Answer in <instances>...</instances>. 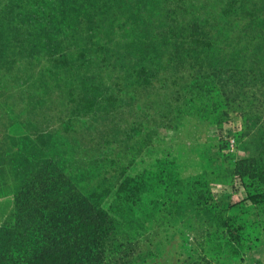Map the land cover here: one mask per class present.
<instances>
[{
    "label": "rangeland",
    "instance_id": "374dc122",
    "mask_svg": "<svg viewBox=\"0 0 264 264\" xmlns=\"http://www.w3.org/2000/svg\"><path fill=\"white\" fill-rule=\"evenodd\" d=\"M259 157L264 0H0L2 251L85 199L103 264H264Z\"/></svg>",
    "mask_w": 264,
    "mask_h": 264
},
{
    "label": "trees",
    "instance_id": "16d2710c",
    "mask_svg": "<svg viewBox=\"0 0 264 264\" xmlns=\"http://www.w3.org/2000/svg\"><path fill=\"white\" fill-rule=\"evenodd\" d=\"M231 91L232 88L229 86V94ZM227 107L229 109L231 104L227 103ZM234 173L242 179L245 178V181L254 187L253 196L259 198L264 196L263 157L243 159ZM143 178L138 180L125 178L118 192H122L126 186L141 187L144 185ZM199 181V179L177 180L181 192L193 190L197 205L200 196L196 184ZM42 203L38 200L23 199V206L36 211L39 221L34 227L29 225L31 232L28 234L27 231L24 232L20 244H15L14 248L6 251L0 249V264H103L106 235L113 228L109 214L95 202L85 199L75 203L67 202L68 204L55 214L52 212L42 214L40 210L44 208ZM244 227L243 225L242 228ZM4 233L9 234L8 231Z\"/></svg>",
    "mask_w": 264,
    "mask_h": 264
}]
</instances>
